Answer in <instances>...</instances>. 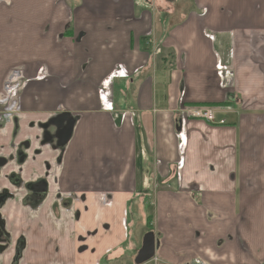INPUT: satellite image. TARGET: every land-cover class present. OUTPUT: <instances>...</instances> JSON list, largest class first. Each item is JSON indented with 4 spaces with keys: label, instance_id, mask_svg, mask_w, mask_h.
<instances>
[{
    "label": "crops",
    "instance_id": "crops-1",
    "mask_svg": "<svg viewBox=\"0 0 264 264\" xmlns=\"http://www.w3.org/2000/svg\"><path fill=\"white\" fill-rule=\"evenodd\" d=\"M4 191L0 264H264V0H0Z\"/></svg>",
    "mask_w": 264,
    "mask_h": 264
},
{
    "label": "water",
    "instance_id": "water-1",
    "mask_svg": "<svg viewBox=\"0 0 264 264\" xmlns=\"http://www.w3.org/2000/svg\"><path fill=\"white\" fill-rule=\"evenodd\" d=\"M74 121L69 118L68 113H62L56 119V134L57 145L63 147L70 139L71 132L73 129ZM4 197L0 196V203L3 201ZM159 246V242L156 239L153 232L149 231L144 234L142 238V244L137 252L134 259V264H146L150 262L155 257V251Z\"/></svg>",
    "mask_w": 264,
    "mask_h": 264
},
{
    "label": "rangeland",
    "instance_id": "rangeland-1",
    "mask_svg": "<svg viewBox=\"0 0 264 264\" xmlns=\"http://www.w3.org/2000/svg\"><path fill=\"white\" fill-rule=\"evenodd\" d=\"M261 198L262 195L261 193H259L254 207H251L250 205L245 206V217L247 224L242 226V230L245 229L246 235H252L253 237V239H249L250 241H248L247 239L245 241L251 251L256 246V241H260L259 234L264 233V201ZM132 232L135 235L141 236L145 232V229H138L137 224L135 223V228L132 229ZM151 264L154 263L151 262ZM155 264L161 263L157 262Z\"/></svg>",
    "mask_w": 264,
    "mask_h": 264
},
{
    "label": "built area",
    "instance_id": "built-area-1",
    "mask_svg": "<svg viewBox=\"0 0 264 264\" xmlns=\"http://www.w3.org/2000/svg\"><path fill=\"white\" fill-rule=\"evenodd\" d=\"M159 53L158 50L155 51V54ZM186 118L202 120L210 125H224V120H217V109L214 107H193L188 108L182 111ZM154 264L157 263V259L154 258L152 261Z\"/></svg>",
    "mask_w": 264,
    "mask_h": 264
},
{
    "label": "flooded vegetation",
    "instance_id": "flooded-vegetation-1",
    "mask_svg": "<svg viewBox=\"0 0 264 264\" xmlns=\"http://www.w3.org/2000/svg\"><path fill=\"white\" fill-rule=\"evenodd\" d=\"M13 181H14V179H13ZM42 187H43L42 183H38V185H35L34 188H36V189H38V190H44V187H43V188H42ZM28 188H29L30 190H33V189H32L33 187H31L30 185H28ZM0 196H3V197H4L3 201L0 203V209H1L4 200H6L7 197H8V193H7L6 191H4V193H0ZM0 235H1L2 237L4 236V223H3L2 219H1V217H0ZM8 240H9V239H7L6 241L8 242ZM22 244H23V241H21V239L19 238V239L17 240L16 245H15V249H14V251H15L14 258H13V260L11 261L10 264H18V262H19V258H20V249H21V245H22ZM152 261H153V260H151L150 262H152ZM148 263H149V262H148ZM146 264H147V263H146Z\"/></svg>",
    "mask_w": 264,
    "mask_h": 264
}]
</instances>
